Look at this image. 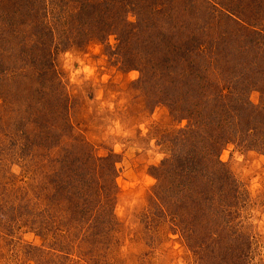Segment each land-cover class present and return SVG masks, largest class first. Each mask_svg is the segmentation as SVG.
<instances>
[{"label":"rangeland","instance_id":"374dc122","mask_svg":"<svg viewBox=\"0 0 264 264\" xmlns=\"http://www.w3.org/2000/svg\"><path fill=\"white\" fill-rule=\"evenodd\" d=\"M115 28L132 29L126 44ZM199 40L202 53L184 50ZM185 73L198 105L231 95L263 112L237 137L219 124L234 186L194 197L186 182L177 224L154 167L200 150L185 128L195 105L169 81ZM105 156L111 203L69 202ZM205 247L215 264H264V0H0V264H197Z\"/></svg>","mask_w":264,"mask_h":264},{"label":"trees","instance_id":"16d2710c","mask_svg":"<svg viewBox=\"0 0 264 264\" xmlns=\"http://www.w3.org/2000/svg\"><path fill=\"white\" fill-rule=\"evenodd\" d=\"M225 12L229 16L234 14L233 12L231 13L229 9H225ZM235 17L233 18L236 19L237 21L240 20V17L238 15ZM203 28H205L204 23H201L200 29L202 30ZM154 30L158 34L163 33L161 28H157V30L156 29ZM115 31L118 34L119 38H121L120 41L121 44L123 43L126 44L127 42L126 38H129V36L133 32L132 29L130 28H124V29L119 28V30L115 28ZM151 35L153 34L151 33ZM162 36L166 37L167 35L163 33ZM199 42L200 40L198 41V43L194 45L192 49L185 48L184 50L191 53L193 52L192 50H196L199 51L198 53H202L204 49L201 48ZM243 53L237 55V57L240 58L239 59L240 63L243 64L245 63L246 65H249V69H253L250 68V66H258V67L261 66L257 54L256 57L253 54L252 59H249L247 61L243 56ZM244 68L245 67L234 69L239 72H233V75L239 73L240 76H243ZM258 74L261 73L258 72ZM189 77L190 76L187 75L186 73L185 75L182 76H179L177 74L176 75L169 74V81L172 89H181L180 97H182L183 99L186 98L188 100L187 102H191L195 105L194 107L196 110L189 113V115L185 116V119L188 120V123L190 124L189 127H185V128L187 130L191 128L189 131H192L196 135L195 139L191 140V149H200V150L198 151V154L194 155L195 157L191 155L187 156L185 152L175 153L173 154V160L170 161L168 166H165L163 168H161L160 166L154 167V169H156L158 172V175L154 176L158 180L157 186L159 187L160 182H167V184H169L170 187L172 186L175 189L174 192L175 199L172 202V204H170V205L173 204L174 205L173 208L170 210V214L172 221L175 220V222H178L177 224H180L182 220L173 218L174 217L173 215L179 217L180 219L184 215L183 210L187 206V203L185 202L190 201L182 193H180L181 191L180 188L183 187V185L186 182L190 183L188 186L193 188V190H190V194L193 191L194 195L192 196L194 197L195 196L198 197V194L200 196H203L209 190H217L218 191L217 193H220L223 187L227 186L232 188L234 186V181L231 178L228 170L225 168L223 163L218 160L217 154L219 152V147L222 143L221 139L223 140V142L225 140L226 141L229 140V137L227 139L225 138L223 139V137L219 136V133H221L220 132L221 129L218 127L219 124L223 126L226 120H229V123L233 124V127L236 125L235 130H233L234 132L233 131L232 132L234 134L233 136L237 137L236 134L238 132L237 130L248 129L249 131H247V133L249 132L251 133L252 132L251 129L252 126L250 125L251 122L253 120H256V116L259 119L261 112H263L261 110L258 111L252 110L253 113H251L249 108L250 106L248 107L244 101H240V100L238 101L233 97V100L235 101L234 104L236 106L234 108V106L231 105L229 101L231 95L226 97H224L223 95L218 96V97L223 96V99H221V101H216V98L214 100L206 98L204 102L198 105L196 101L200 99V95L198 94L199 87L198 85L196 84L194 85V83H191L190 79L193 77L192 76L191 78ZM218 90L219 89H217V91ZM171 94L175 95V90H173ZM249 114H252L253 116ZM253 132H256V130H254ZM97 159L99 161L98 165H108L105 168L108 169V171H103L99 173V171L97 170L98 165H95L96 168L94 171L91 170L85 172V175L82 174L78 179V182L80 184H77L76 186L78 192L74 195L73 193L68 191L69 189H67V192L72 194V196H70L66 193L69 202H71V198H72V202L80 199L82 201V204L84 205L85 203L86 205L93 203L92 208L94 207L96 208V210H98L100 207L101 208L107 207V204L111 203V199L113 197V190H115V184L113 183L112 180L115 174L114 173L115 167L113 166L114 165L113 160L111 159L110 156L98 157ZM102 176H106V178L105 179L100 178ZM60 186L64 188V186L62 185ZM66 188H68V186H66ZM186 194L188 195V191H186L185 195ZM182 197H183V201L180 200L181 202L177 204V202L179 201L178 199H181ZM165 202H168L167 199L165 200ZM194 203L197 205L196 202ZM196 208L198 209V206ZM209 209L211 208L209 207ZM197 212L198 211H195V216H194L196 217V223L200 221ZM208 219H209L208 223L211 224V226L214 225L215 228H220V226H222L221 221L212 222L213 220L211 218ZM86 223L89 225V221H87ZM208 237L209 238H206L205 240L203 239L204 243L201 246L204 245L206 246L209 245L210 243L214 244L215 242H217V239H215V234L213 235L208 234ZM210 248L208 249V247H205V249H207L206 260L204 259L202 253L199 252L200 255L198 257H200V259H198L197 264H208V263L215 264V260H214L215 257L212 251L213 248L212 247ZM211 257H213V260H211Z\"/></svg>","mask_w":264,"mask_h":264}]
</instances>
